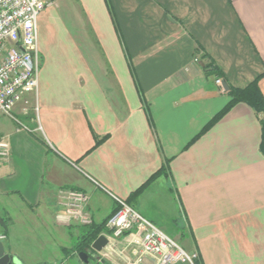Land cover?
<instances>
[{
	"label": "crops",
	"instance_id": "0c3cea01",
	"mask_svg": "<svg viewBox=\"0 0 264 264\" xmlns=\"http://www.w3.org/2000/svg\"><path fill=\"white\" fill-rule=\"evenodd\" d=\"M45 1L38 89L14 117L0 113L11 151L0 164L6 250L24 264L79 254L83 225L64 220L59 195L77 188L92 224L121 199L201 264H264L262 114L240 101L201 133L231 99L217 79H258L264 94V0ZM209 61L221 76L206 72ZM108 239L90 261L122 264L138 240Z\"/></svg>",
	"mask_w": 264,
	"mask_h": 264
},
{
	"label": "built area",
	"instance_id": "2783aa9c",
	"mask_svg": "<svg viewBox=\"0 0 264 264\" xmlns=\"http://www.w3.org/2000/svg\"><path fill=\"white\" fill-rule=\"evenodd\" d=\"M45 0H0V113L14 117L13 110L25 95L38 89L42 56L38 48V15ZM222 86V80L216 81ZM10 145L0 137V164L10 158ZM68 223L90 226L89 195L77 188L60 189ZM118 209L107 219L104 234L122 237L134 233L138 240L130 254L120 253L122 264H195L198 254L187 252L175 239L144 217L129 203L118 199ZM5 235H0V239ZM113 249V248H112ZM56 264H64L63 262Z\"/></svg>",
	"mask_w": 264,
	"mask_h": 264
},
{
	"label": "trees",
	"instance_id": "16d2710c",
	"mask_svg": "<svg viewBox=\"0 0 264 264\" xmlns=\"http://www.w3.org/2000/svg\"><path fill=\"white\" fill-rule=\"evenodd\" d=\"M204 68L206 72L208 73H215L218 76H221L222 74L219 68L213 63V61H209L205 63ZM227 92L231 96L230 101L204 127L201 133L205 132L212 124H214L224 114H226L232 108V106H234L236 103L240 101H244L248 103L251 107H253L257 112L262 114V117H261V126H262L261 150L264 154V94L262 90L260 89L258 79L254 80L253 82H251L248 86L244 88H237V87L229 86V89ZM166 167L167 165H163L162 168L156 174H154L152 178H154L160 173H164L166 170ZM106 221L100 225L92 224L90 226H85V231L82 232L80 239L77 241L75 245L74 250L77 251L78 253L81 251H86L89 254L90 258H94L92 253L95 251L92 249L91 244L100 235V233L105 230ZM194 262L195 264H201L199 255L197 256Z\"/></svg>",
	"mask_w": 264,
	"mask_h": 264
},
{
	"label": "water",
	"instance_id": "95a60500",
	"mask_svg": "<svg viewBox=\"0 0 264 264\" xmlns=\"http://www.w3.org/2000/svg\"><path fill=\"white\" fill-rule=\"evenodd\" d=\"M223 87L225 90L229 89L228 84L223 81ZM109 244V239L105 234H100L91 244L92 249L96 252V257L99 258V254ZM79 257L84 263L90 262L89 254L86 251L79 252ZM104 264H111L106 259H101ZM0 264H24L16 255L6 250L4 242L0 239Z\"/></svg>",
	"mask_w": 264,
	"mask_h": 264
},
{
	"label": "rangeland",
	"instance_id": "374dc122",
	"mask_svg": "<svg viewBox=\"0 0 264 264\" xmlns=\"http://www.w3.org/2000/svg\"><path fill=\"white\" fill-rule=\"evenodd\" d=\"M29 112L34 113V107H33V100H29ZM79 229L84 232L85 227L79 226ZM178 241V240H177ZM178 243L182 246L181 242L178 241ZM189 253L188 249H185ZM20 254L29 256V258L37 259V258H46L47 255V249H19ZM97 259V258H96ZM99 259V258H98ZM97 259V260H98ZM92 261V262H91ZM89 263H83L81 262V259L79 257V254L73 255L72 252L66 257L65 263L66 264H97L95 260H91ZM47 264V263H44Z\"/></svg>",
	"mask_w": 264,
	"mask_h": 264
}]
</instances>
